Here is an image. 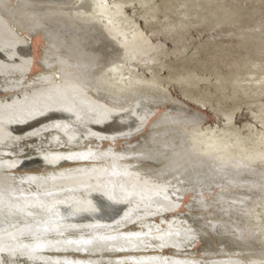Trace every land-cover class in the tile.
Instances as JSON below:
<instances>
[{
	"label": "bare ground",
	"instance_id": "6f19581e",
	"mask_svg": "<svg viewBox=\"0 0 264 264\" xmlns=\"http://www.w3.org/2000/svg\"><path fill=\"white\" fill-rule=\"evenodd\" d=\"M71 1L0 0V90L12 93L0 98V264H264V130L250 144L231 127L215 137L154 75L123 86L120 72H135L125 59L153 48L146 34L122 3L82 0L94 12L70 16ZM256 83L264 93V75ZM28 136L39 149L21 157ZM29 200L71 218L39 226L48 211Z\"/></svg>",
	"mask_w": 264,
	"mask_h": 264
},
{
	"label": "rangeland",
	"instance_id": "374dc122",
	"mask_svg": "<svg viewBox=\"0 0 264 264\" xmlns=\"http://www.w3.org/2000/svg\"><path fill=\"white\" fill-rule=\"evenodd\" d=\"M81 1L72 0V3L68 5L70 16L74 15L75 12L81 16H88V14L94 12L91 9L89 13L76 9ZM104 1L109 6H112L113 2L122 3L125 17L129 18V21L132 20L131 22L146 34L153 47L149 51V55H145L146 57L139 56L134 60L125 59L124 65L133 67L135 72L132 74L124 69L120 72L123 86L129 85L134 77L147 79L154 75L159 84L162 87L164 86L162 89L166 92L169 90L168 94L172 98L175 97L174 99L180 100L184 106L186 105L185 107L192 108L201 113L203 118L205 117V120H203L205 122L202 123L201 127L213 128L215 137H222L227 129L231 127L237 130L240 137H249L247 144H250V140L253 141L257 137L256 133L264 130L263 125L260 123V119L264 117V114L260 112V107H264V93H260V89L257 88L260 87V84L256 83V80L264 75V0H142L141 2H146L145 5L140 4V0ZM220 10H222V14ZM226 12H229L228 15ZM219 13L220 15H218ZM184 16L186 19L183 18ZM15 19V22L19 24L16 17ZM119 20L117 18V22ZM179 22L182 24L180 25ZM80 23H75L78 28H81ZM168 26L173 28L167 29ZM127 35L129 36L130 33ZM29 42L33 54V66L30 74L34 75L35 72L39 71L36 60L39 56V46L42 43L40 35L36 34L30 37ZM108 48L109 46L105 45L103 49H106L109 54ZM112 53L115 54H112L113 56L117 57L115 51H112ZM4 77L6 79L10 76L2 75L0 79ZM179 77H184L189 81V84L178 82ZM236 78L242 89L236 88V85L232 83ZM19 84L23 85L25 83L21 82ZM19 84L16 86H20ZM165 88L168 90H165ZM1 90L0 98L12 94H4V90ZM228 112L231 113V120L225 118V114ZM116 114L115 116L118 115ZM54 119V117L44 118L37 124L53 121ZM127 129L128 127L124 125L118 131ZM52 133H41L39 138L49 136ZM123 139L126 140L127 138L123 137ZM35 141L32 136L20 141L21 151L26 153L21 154V157L35 155V150L39 149ZM101 142L103 141L93 140L85 142V144L90 143L93 146H98ZM119 143V141H116L115 145ZM61 145L67 146L64 142H60L58 146ZM51 147L46 148V150H50ZM60 150L64 149L61 148ZM44 167L41 166L39 170ZM34 170L36 169L32 168L29 171ZM12 171L14 170L9 169L7 171L9 179L13 178ZM22 171L28 170L23 169ZM11 182H9L11 187L16 186V183ZM26 187H28L27 191L29 193L34 194L35 190L33 188L29 189V184ZM37 192L39 193L38 190ZM15 195L17 196V194ZM181 201L183 204L186 203L188 196L183 197ZM16 202L18 201L16 200ZM33 202L29 200L28 205L32 206V211L29 212L33 214L38 212V215H41L45 210L48 211V218L40 221L37 224L39 226H47L71 218V214L66 213L61 206H50L44 209L43 206L37 203L41 201ZM42 202L44 203V201ZM259 202L262 203L261 200ZM262 205L253 207L251 209L253 211L252 215L258 213V216L262 215V211H260L263 208ZM35 207L39 209H35ZM256 209L257 212H260H255ZM182 211H184V208L180 207L179 212ZM247 222L251 223V221ZM259 223H263V221L259 219ZM24 224L26 223L22 222V226ZM82 231L84 233L88 232L85 229L77 232L83 234Z\"/></svg>",
	"mask_w": 264,
	"mask_h": 264
}]
</instances>
